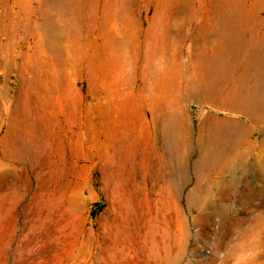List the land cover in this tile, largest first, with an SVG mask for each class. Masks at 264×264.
<instances>
[{"label": "rangeland", "instance_id": "374dc122", "mask_svg": "<svg viewBox=\"0 0 264 264\" xmlns=\"http://www.w3.org/2000/svg\"><path fill=\"white\" fill-rule=\"evenodd\" d=\"M213 1L0 0V264H264V164L206 178L196 139L153 145L200 61L175 24L218 22ZM184 109L196 137L205 115L248 119Z\"/></svg>", "mask_w": 264, "mask_h": 264}, {"label": "bare ground", "instance_id": "6f19581e", "mask_svg": "<svg viewBox=\"0 0 264 264\" xmlns=\"http://www.w3.org/2000/svg\"><path fill=\"white\" fill-rule=\"evenodd\" d=\"M47 1H51V4L55 3L54 0ZM258 1L261 2L260 5ZM256 2L258 6L264 7V0H246L244 9L253 10ZM212 3L218 6V22L175 24L177 32L195 46L200 61L194 68L195 73L186 77L178 95L176 97L170 95L167 99L165 97V106L170 110L162 117V127L159 128L160 126L156 124L157 116H155L150 128L153 129V133L158 134V138L153 141L156 149L161 152L182 148L189 150L195 147L197 141V146L203 153L200 162L205 165V170L203 168L201 174L207 178L220 170L223 173L230 170L234 175L229 180L238 182L248 178L250 173L256 170L257 165L264 164V138L260 141V145L256 144L257 140L254 138L255 131L260 128L261 123H264V15H259L260 22H248L244 9L242 8L241 11L240 7L236 8L238 0H214ZM43 23L53 26L51 29L55 30L54 22ZM62 23H57L58 38H55L57 40L62 35L64 27ZM43 26L42 24V29ZM118 31V28H115L112 35ZM10 33L11 31L6 32L4 40L10 37ZM7 46V40L0 45L2 53L0 67L9 63L4 58ZM40 49L42 50L43 46ZM120 49L123 50V46ZM191 100L203 105L239 112L248 119L242 121L230 116L205 115L199 124L200 133L196 137L195 134L193 135V126L184 109ZM179 105L185 112L182 115L178 114L181 108ZM255 149H259V153H254ZM201 163H198V168ZM246 166L252 168L250 173L239 174L241 168ZM258 179L264 181V173Z\"/></svg>", "mask_w": 264, "mask_h": 264}]
</instances>
